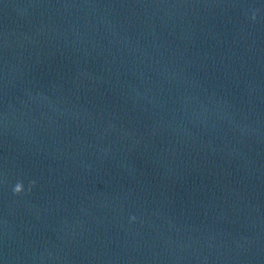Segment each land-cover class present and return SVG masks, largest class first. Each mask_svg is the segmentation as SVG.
I'll return each mask as SVG.
<instances>
[{
  "label": "water",
  "instance_id": "obj_1",
  "mask_svg": "<svg viewBox=\"0 0 264 264\" xmlns=\"http://www.w3.org/2000/svg\"><path fill=\"white\" fill-rule=\"evenodd\" d=\"M0 264H264L94 0H0Z\"/></svg>",
  "mask_w": 264,
  "mask_h": 264
},
{
  "label": "clouds",
  "instance_id": "obj_2",
  "mask_svg": "<svg viewBox=\"0 0 264 264\" xmlns=\"http://www.w3.org/2000/svg\"><path fill=\"white\" fill-rule=\"evenodd\" d=\"M32 183H34V181H33ZM13 191H14L15 193H20L21 191H23V184H22L21 182H18V183L14 186ZM134 218H135V217H133V219H134Z\"/></svg>",
  "mask_w": 264,
  "mask_h": 264
}]
</instances>
